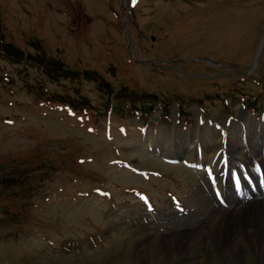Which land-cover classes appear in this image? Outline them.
Here are the masks:
<instances>
[{
  "label": "rangeland",
  "instance_id": "1",
  "mask_svg": "<svg viewBox=\"0 0 264 264\" xmlns=\"http://www.w3.org/2000/svg\"><path fill=\"white\" fill-rule=\"evenodd\" d=\"M263 37L264 0H0V264L181 263L252 199L229 138L263 120ZM208 238L191 263L230 264Z\"/></svg>",
  "mask_w": 264,
  "mask_h": 264
},
{
  "label": "bare ground",
  "instance_id": "2",
  "mask_svg": "<svg viewBox=\"0 0 264 264\" xmlns=\"http://www.w3.org/2000/svg\"><path fill=\"white\" fill-rule=\"evenodd\" d=\"M237 124L238 123L234 121L232 122L231 127H237ZM259 132H260L259 130H256L252 126H250L248 130L241 129L239 133H234L233 134V136H235L234 139L231 138L232 135L230 137L231 139L229 138V142L231 143L232 146H234V150L232 151V153L236 155L234 159H236L237 164L239 163L238 172H236L235 174L238 178L239 177L242 178L244 186H246L248 189L247 192L249 194L254 195V199H247L243 202L232 204L231 207L228 206L229 208L227 206L221 208L218 206L220 211L217 214L211 216V219L208 220L209 222L203 227L206 228L205 230L201 228L199 231L193 232L191 234L190 232L186 233L185 235L181 234V238L179 239L180 246H184L187 240L191 239V237L193 236L192 234H195L196 238L191 239L193 241V244L190 247H188V249L184 247H181V249H179V253L181 255H184V258L181 260V263L179 264H192L191 261L197 255V247L195 246L197 243L196 239H201L202 237L204 239L206 237L215 238V240H218V242L222 245L223 250L228 249V253H230L229 255L230 264H246L245 252L241 244H238V239L235 232H239L240 234L244 235L249 239H252L254 235L256 239L257 238L259 239L260 242L261 240L264 241V194L262 192L260 193V191L255 193L256 189L254 188L256 186V183L260 181L261 175L264 174V132H262L261 134H259ZM216 136H217L216 132L215 135L213 136L212 135L204 136L203 138L204 140L201 142L202 144L201 148H203L204 155L201 154L200 156H198L196 162L198 164H201L206 172L204 181L200 185V191L204 194L206 191H211L212 189H215L216 191L220 189L221 185H223V180L215 179L212 170H211V174L207 171L208 168H210L211 166V159H213L212 157L216 155L215 151L219 149L218 147H220L221 145L220 141L217 140ZM179 142L177 143L178 145L177 149L174 150L176 155L178 154L179 151L183 152L184 149V144L182 143L180 144ZM209 152H211L210 155ZM189 156L190 154L187 157ZM207 184H209L210 187ZM230 192L231 191H229V193ZM249 226H252L254 228L253 229L254 234L253 233L251 234V232H249L248 230ZM190 252H192L191 258L186 259L187 256L186 253H190ZM259 263L264 264V257L260 259Z\"/></svg>",
  "mask_w": 264,
  "mask_h": 264
},
{
  "label": "water",
  "instance_id": "3",
  "mask_svg": "<svg viewBox=\"0 0 264 264\" xmlns=\"http://www.w3.org/2000/svg\"><path fill=\"white\" fill-rule=\"evenodd\" d=\"M264 41V40H263Z\"/></svg>",
  "mask_w": 264,
  "mask_h": 264
}]
</instances>
